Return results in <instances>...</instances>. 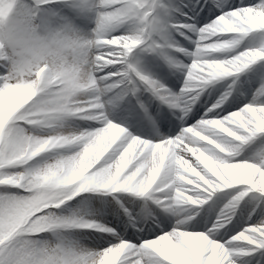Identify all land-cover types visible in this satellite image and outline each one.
<instances>
[{
  "label": "snow or ice",
  "instance_id": "6c2138e0",
  "mask_svg": "<svg viewBox=\"0 0 264 264\" xmlns=\"http://www.w3.org/2000/svg\"><path fill=\"white\" fill-rule=\"evenodd\" d=\"M0 264H264V0H0Z\"/></svg>",
  "mask_w": 264,
  "mask_h": 264
}]
</instances>
